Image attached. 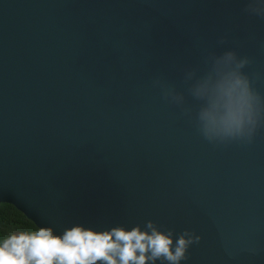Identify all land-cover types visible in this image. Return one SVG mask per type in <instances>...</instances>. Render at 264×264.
Here are the masks:
<instances>
[{"label":"water","instance_id":"95a60500","mask_svg":"<svg viewBox=\"0 0 264 264\" xmlns=\"http://www.w3.org/2000/svg\"><path fill=\"white\" fill-rule=\"evenodd\" d=\"M244 4L0 0V201L58 229H189L182 264H264V124L209 142L184 79L235 48L264 93V18Z\"/></svg>","mask_w":264,"mask_h":264},{"label":"clouds","instance_id":"9594fccd","mask_svg":"<svg viewBox=\"0 0 264 264\" xmlns=\"http://www.w3.org/2000/svg\"><path fill=\"white\" fill-rule=\"evenodd\" d=\"M244 10L264 18V0H245ZM250 63L249 56L227 48L210 53L202 71L185 72L187 93L198 102L196 125L209 142L250 141L264 124V93L245 70ZM154 83L172 103L185 104L184 92ZM199 239L189 229L176 235L153 220L103 227L76 220L62 229L37 221L32 229L0 233V264H182Z\"/></svg>","mask_w":264,"mask_h":264},{"label":"trees","instance_id":"16d2710c","mask_svg":"<svg viewBox=\"0 0 264 264\" xmlns=\"http://www.w3.org/2000/svg\"><path fill=\"white\" fill-rule=\"evenodd\" d=\"M35 223L15 206L0 202V233L32 229Z\"/></svg>","mask_w":264,"mask_h":264},{"label":"rangeland","instance_id":"374dc122","mask_svg":"<svg viewBox=\"0 0 264 264\" xmlns=\"http://www.w3.org/2000/svg\"><path fill=\"white\" fill-rule=\"evenodd\" d=\"M0 202H3V201H0ZM4 202H6V203H9V204H11V205H13V206H15L17 209H19L14 203H12V202H9V201H4ZM22 213H24L25 214V212L24 211H22L21 209H19ZM27 216V215H26ZM28 218H29V216H27ZM30 219V218H29ZM31 220V219H30ZM33 221V220H32ZM35 223V222H34Z\"/></svg>","mask_w":264,"mask_h":264},{"label":"bare ground","instance_id":"6f19581e","mask_svg":"<svg viewBox=\"0 0 264 264\" xmlns=\"http://www.w3.org/2000/svg\"><path fill=\"white\" fill-rule=\"evenodd\" d=\"M4 202V201H3ZM26 215V214H25ZM31 219V218H30ZM32 220V219H31Z\"/></svg>","mask_w":264,"mask_h":264}]
</instances>
